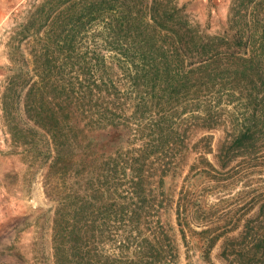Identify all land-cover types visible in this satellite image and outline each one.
I'll list each match as a JSON object with an SVG mask.
<instances>
[{
    "label": "trees",
    "instance_id": "obj_1",
    "mask_svg": "<svg viewBox=\"0 0 264 264\" xmlns=\"http://www.w3.org/2000/svg\"><path fill=\"white\" fill-rule=\"evenodd\" d=\"M63 1L67 35L44 34L36 54L21 49L35 22L34 3L24 8L17 40L6 43L11 67L0 94L4 116L20 100L31 124L20 127L10 116V127L45 137L21 144L45 165L54 264H177L175 234L203 264H215L214 248L222 264H264V0H230L224 30L211 35L201 34L172 0H47L34 8L36 21L41 25ZM98 15L109 37L129 34L124 43L131 51L120 54L133 69L129 91L141 98L131 114L139 116L135 124L112 120L120 96L111 98L112 82L91 72L97 56L75 53L71 29ZM144 94L168 105L148 125L141 123ZM83 119L126 135L136 131L140 144L100 160L81 158L76 122ZM211 128L221 132L215 144L201 132ZM240 173L249 180L238 198L218 195ZM176 179L174 196L165 183Z\"/></svg>",
    "mask_w": 264,
    "mask_h": 264
},
{
    "label": "rangeland",
    "instance_id": "obj_2",
    "mask_svg": "<svg viewBox=\"0 0 264 264\" xmlns=\"http://www.w3.org/2000/svg\"><path fill=\"white\" fill-rule=\"evenodd\" d=\"M42 1L46 2L47 0H0V94L5 77L9 75L6 68L11 67L6 58L8 51L6 43H8L9 37H12L10 38L12 42L17 40L18 37L15 33L18 31L17 25L21 21L24 8L34 3L32 11L35 22L34 29H32L34 32L30 31V43H23L21 49L24 47L36 54L43 48L40 39L44 34L52 37L56 31L61 37H65L68 33L66 1L57 2L45 22L40 25L39 21H36L40 10L34 11V8L38 7ZM173 1L183 15L192 24L198 26L201 34L211 35L224 30L230 0H172V3ZM55 16L57 18L54 25H57V29H53L52 26ZM92 17L89 20L82 17L71 29V34L75 36V53L77 56L85 55L86 60L87 57H98L99 66L91 64V72L96 74V77L100 76V82L105 84L112 82L114 87L111 91V98L120 96L118 102H114L118 107L110 109V113H112L111 110H115L113 112L115 117L112 120L129 117L131 124H135L139 116L137 114L132 117L131 114L136 108L135 103L141 98H138V94L134 95L129 91L128 80L129 76H132L133 69L120 54L124 48L128 54L131 51V47L124 43L129 34L128 32L123 33L121 40L115 39L113 36L109 37L103 30L101 16ZM35 29L37 30L35 31ZM52 41L54 40L52 39ZM119 44L123 47H120ZM114 48H118L120 51ZM62 55L59 52V62H63ZM76 62L80 63L81 59L78 58ZM68 64L60 66L61 69L67 71L70 66ZM74 68H76L75 65ZM96 70L99 73H95ZM158 93L162 96V92ZM162 97L156 96L150 99L148 95L144 96L142 101V103L144 102V113L141 117L143 125L151 124L156 115L163 118L168 105L162 106L164 100ZM10 116H13L14 122L20 127L31 125L22 112L20 100L14 105L11 115L5 114L4 116L0 109V264H54L51 247L53 202L46 197L42 184L45 165L39 164L40 160L37 158L32 159L30 157L32 150L28 148V145L21 144L22 142L41 144V140L45 137L38 130L40 138L35 133L18 132L14 127H10L12 125H8L11 122ZM84 120L87 121L83 119V121L76 122L79 129L76 152L81 158L100 160L112 155L120 147H134L140 144V137L136 131L130 130L126 135L125 130L120 127L92 126ZM131 126L135 128L134 125ZM201 132L211 134L213 144L221 136L220 129H202ZM149 136L147 131L145 140L150 139ZM125 141L128 144H125ZM40 150H43V145H40ZM224 176L225 174L222 178ZM250 178L252 179L250 182H255L257 175L250 174ZM246 180L248 182L249 179L243 177L242 173L234 175L233 181H236L234 185L226 188L224 181L223 185L219 187L222 191L218 195L227 196L228 194L229 198H238ZM180 184V179H176L174 182L167 180L165 183L174 196ZM167 217L175 230L172 212H169ZM175 237L178 243L177 264H203L195 249L192 247L186 249L177 234ZM217 252L218 250L214 248L210 256L215 264H222L215 259Z\"/></svg>",
    "mask_w": 264,
    "mask_h": 264
}]
</instances>
